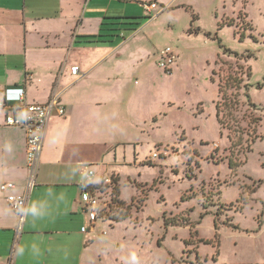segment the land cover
I'll list each match as a JSON object with an SVG mask.
<instances>
[{
  "label": "rangeland",
  "instance_id": "1",
  "mask_svg": "<svg viewBox=\"0 0 264 264\" xmlns=\"http://www.w3.org/2000/svg\"><path fill=\"white\" fill-rule=\"evenodd\" d=\"M136 15L141 26L122 32L105 64L114 70L109 96L76 108L83 139L104 152L93 168L112 180L89 258L264 264V0H177ZM168 48L171 73L158 64ZM94 75L72 91L93 93ZM237 75L225 91L236 105L218 118L220 87ZM118 200L129 219L117 223L109 219L121 215Z\"/></svg>",
  "mask_w": 264,
  "mask_h": 264
},
{
  "label": "crops",
  "instance_id": "2",
  "mask_svg": "<svg viewBox=\"0 0 264 264\" xmlns=\"http://www.w3.org/2000/svg\"><path fill=\"white\" fill-rule=\"evenodd\" d=\"M176 1L0 0V99L14 107L19 93L25 92L29 103L45 104L56 91L66 108L64 117L51 116L20 229L7 196L24 193L29 181L27 135L24 129L5 126L6 113L0 110V187L17 185L8 193L0 190V264H96L89 258V244L98 222L91 224L82 194L89 171L96 174L95 184L103 178V170L98 173L93 167L103 165L104 152L98 155V142L83 139L76 108L89 97L100 107L102 95L109 96L111 87L105 82H111L114 70L105 64L120 46L88 45L85 38L98 36L105 19L152 15ZM145 3H156L157 8L146 11ZM74 67L80 68L78 76L72 74ZM94 74L99 86L93 93L72 91ZM67 95L72 99L69 107Z\"/></svg>",
  "mask_w": 264,
  "mask_h": 264
},
{
  "label": "built area",
  "instance_id": "3",
  "mask_svg": "<svg viewBox=\"0 0 264 264\" xmlns=\"http://www.w3.org/2000/svg\"><path fill=\"white\" fill-rule=\"evenodd\" d=\"M143 7L146 11H154L157 8L156 3H145ZM176 63V57L171 48H168L161 55L159 66L167 73L172 72V66ZM80 73L79 67L72 68V74L78 76ZM0 110L6 113L4 125L7 127L21 128L26 131L27 135V170L29 181L25 187L24 193L20 195H8L7 202L15 211L19 219V229L24 224L27 216L28 203L31 192L36 185V177L38 171V163L43 150L45 134L53 114L61 117L66 115V108L61 103L60 94L54 92L49 102L45 104L29 103L26 100L25 92L19 93V104L10 107L7 102L0 99ZM96 174L94 171H89L84 182L85 191L82 194V201L85 204V210L89 215L92 225H95L100 219V212L103 211L100 194L93 193L88 188L95 186H108L112 184L111 177L105 176L101 179L99 184H95L94 179ZM17 189L15 183H3L0 187L1 192L8 193ZM83 232L87 228L82 229Z\"/></svg>",
  "mask_w": 264,
  "mask_h": 264
},
{
  "label": "trees",
  "instance_id": "4",
  "mask_svg": "<svg viewBox=\"0 0 264 264\" xmlns=\"http://www.w3.org/2000/svg\"><path fill=\"white\" fill-rule=\"evenodd\" d=\"M138 20H140V18H114V19L108 18V19H105L101 25V30H100L99 35L93 36V37H86L85 38L86 40L84 43L88 45H97V44L111 45L112 43H114L116 39L121 37L122 32H126V31L136 32L138 28L141 26ZM242 80L243 78L241 75L230 77L226 80L225 86L220 87L221 88L220 93H223V98H222L223 101L217 104V117L218 118H220V114L222 113L221 112L222 107H225L227 109L229 108L233 109L235 107L236 105L235 102L232 100L229 101V99L226 98L225 91L231 88H235V84H239ZM259 87L261 88V85H259ZM246 89H248V85L246 86ZM247 98H250L249 95H247ZM252 106L255 107L253 103H252ZM108 186H111V185H108ZM108 186L101 185V186H95L93 188H88V190H90L91 192L100 194V198L102 201V207L105 206L104 208H106L107 205L105 204V200L102 199V195L105 194L104 190L107 189ZM110 190H111L110 200L111 198H113V202H114L115 200L114 198H116V196H119L120 193L119 191H117L116 187L115 189L110 187ZM115 202L117 203V207L119 208V210H121V213H120L121 215L119 217L110 218L109 220H111L112 222L114 221L118 223V222H123L129 219V207L126 208L125 203L122 201L118 200ZM104 208L103 210H105ZM102 212L103 211L100 212V215Z\"/></svg>",
  "mask_w": 264,
  "mask_h": 264
}]
</instances>
